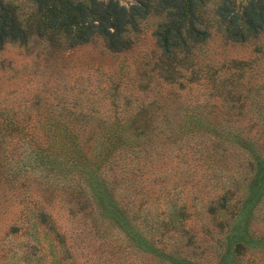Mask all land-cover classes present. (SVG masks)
I'll list each match as a JSON object with an SVG mask.
<instances>
[{
	"label": "rangeland",
	"instance_id": "1",
	"mask_svg": "<svg viewBox=\"0 0 264 264\" xmlns=\"http://www.w3.org/2000/svg\"><path fill=\"white\" fill-rule=\"evenodd\" d=\"M117 1L127 7L135 0ZM246 2L234 0V6L239 11ZM165 17L164 12H149L137 19L130 46L117 53L106 50L98 38L73 47L52 46L40 38L26 44L7 41L0 47V122L14 121L18 129L3 141L8 156L0 161V172L7 170L0 175V264H264V203L249 214L253 204L243 206L240 196L241 189L264 186V26L255 37L238 43L211 29L200 53V70L209 76L190 81L187 69L183 78L166 83L155 77L158 50L153 39ZM224 77L230 79L225 89L240 93L239 102L214 96L216 79ZM158 98L182 108L203 103L205 116L223 123L221 155L213 166L219 167L223 189L235 187L224 204L229 211L205 208L207 202L217 206L219 196L197 193L200 185H193L191 178L211 167L197 156L172 154L164 159L161 169L174 178L181 175L170 194L157 196L154 187L151 194L125 198L122 215L113 214L115 219L100 211L94 198L79 210L64 194L70 184L43 177L44 167L27 173L20 169L29 165L19 154L24 142L31 133L44 134L42 123L47 120L79 115L112 119ZM235 134L242 141L236 143ZM211 190L222 191L219 185ZM35 208L52 228L38 221ZM121 217L125 221L117 222ZM245 222L250 223L249 234L242 228ZM237 233L244 248L233 255L226 246L238 239Z\"/></svg>",
	"mask_w": 264,
	"mask_h": 264
},
{
	"label": "trees",
	"instance_id": "2",
	"mask_svg": "<svg viewBox=\"0 0 264 264\" xmlns=\"http://www.w3.org/2000/svg\"><path fill=\"white\" fill-rule=\"evenodd\" d=\"M149 12L166 14L153 31L158 50L155 77L166 83L177 82L187 69L190 81L209 76L206 70H200V53L211 29L220 32L225 40L238 43L255 37L264 26V0H247L239 11L234 0H135L127 7L117 0H23L19 6L0 1V47L7 41L26 44L36 38L52 46L73 47L98 38L106 50L117 53L130 46V30L135 29L137 19ZM260 54L264 60V42ZM233 73L235 70L229 75ZM225 80L230 82L228 77L216 79L214 96L219 99L226 95L232 104L239 102L240 93L225 89ZM159 99L112 119L79 115L47 120L42 123L44 134L31 133L24 142L19 154L28 158L29 165L20 169L27 173L41 166L43 177L67 181L70 187L64 194L68 201L79 204V210L85 208L86 200L94 198L100 211L121 216L125 198L151 194L154 187L157 196L170 194L181 175L175 179L161 169L164 159L172 154L179 158L197 156L211 163L208 171L191 178L193 185H200L197 193L219 196L217 206L207 202L205 208L211 213L229 211V205L224 204L234 195L235 187L223 189L219 167L213 166L221 155L223 123L218 117L209 120L203 113V103L182 108ZM13 131L18 133L14 121L0 122L1 162L8 156L3 141L11 140L8 135ZM232 138L236 143L242 141L239 134ZM17 140L21 141L19 137ZM6 171L5 168L0 175ZM218 185L221 192L211 190ZM263 189L262 185L241 189L242 205L253 204L249 214L256 204L264 203ZM234 210L239 212L240 208ZM34 212L39 222L52 228L40 208ZM120 219L117 222L125 221L124 217ZM249 225L242 223L245 234H249ZM54 237L61 241L57 231ZM237 237L226 246L233 255L244 248L242 236L237 233Z\"/></svg>",
	"mask_w": 264,
	"mask_h": 264
}]
</instances>
